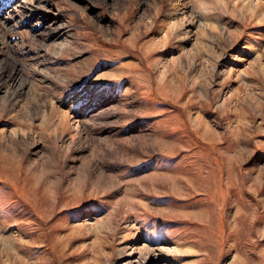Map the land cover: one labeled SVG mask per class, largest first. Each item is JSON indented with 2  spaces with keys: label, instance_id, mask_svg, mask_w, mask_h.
<instances>
[{
  "label": "rangeland",
  "instance_id": "374dc122",
  "mask_svg": "<svg viewBox=\"0 0 264 264\" xmlns=\"http://www.w3.org/2000/svg\"><path fill=\"white\" fill-rule=\"evenodd\" d=\"M254 4L0 0V264H264Z\"/></svg>",
  "mask_w": 264,
  "mask_h": 264
},
{
  "label": "bare ground",
  "instance_id": "6f19581e",
  "mask_svg": "<svg viewBox=\"0 0 264 264\" xmlns=\"http://www.w3.org/2000/svg\"><path fill=\"white\" fill-rule=\"evenodd\" d=\"M258 1V0H247V3H249V5H253V8H254V3ZM262 6V5H261ZM261 10V9H260ZM158 11V10H157ZM258 12V11H257ZM264 17V16H263ZM263 20V19H262ZM147 251V250H146ZM139 253L141 254L142 253V250L139 251ZM142 260V259H141Z\"/></svg>",
  "mask_w": 264,
  "mask_h": 264
}]
</instances>
